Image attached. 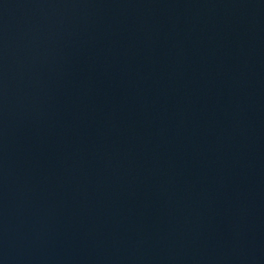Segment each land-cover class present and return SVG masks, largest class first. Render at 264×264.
<instances>
[{
    "label": "water",
    "instance_id": "1",
    "mask_svg": "<svg viewBox=\"0 0 264 264\" xmlns=\"http://www.w3.org/2000/svg\"><path fill=\"white\" fill-rule=\"evenodd\" d=\"M0 264H264V0H0Z\"/></svg>",
    "mask_w": 264,
    "mask_h": 264
}]
</instances>
